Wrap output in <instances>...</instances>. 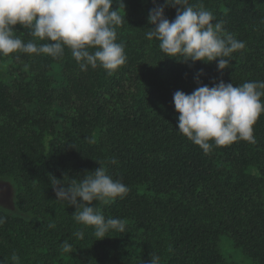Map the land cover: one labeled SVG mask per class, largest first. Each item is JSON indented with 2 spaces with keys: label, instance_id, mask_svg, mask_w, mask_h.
<instances>
[{
  "label": "trees",
  "instance_id": "obj_1",
  "mask_svg": "<svg viewBox=\"0 0 264 264\" xmlns=\"http://www.w3.org/2000/svg\"><path fill=\"white\" fill-rule=\"evenodd\" d=\"M123 3L116 31L127 62L112 75L81 71L67 48L60 59L0 58V183L12 192V210L0 208V262L11 264L15 252L20 264H149L151 254L161 264H264V114L254 144L205 154L178 131L173 102L177 90L264 81V0H189L246 44L222 71L217 62L163 55L146 38L149 12L165 0ZM165 16L174 20L176 7ZM14 27L24 42L33 39ZM100 166L130 191L94 202L106 218L126 221L125 232L95 240L73 219L75 207L56 200L50 176L68 182Z\"/></svg>",
  "mask_w": 264,
  "mask_h": 264
},
{
  "label": "clouds",
  "instance_id": "obj_2",
  "mask_svg": "<svg viewBox=\"0 0 264 264\" xmlns=\"http://www.w3.org/2000/svg\"><path fill=\"white\" fill-rule=\"evenodd\" d=\"M114 3L119 5L117 9H113ZM167 6L176 7L172 21L165 16ZM121 9L125 12L123 0H0V58L21 52L60 59L67 48L81 71L102 68L112 75L127 62L125 44L117 42L116 29L125 19ZM148 22L152 27L147 29L146 38L158 41L163 55L180 62H217L222 71L230 66L233 53L246 47L224 28V21H217L211 11L189 0H165L164 5L150 10ZM17 24L33 39L24 42L15 35ZM262 97L264 81L234 86L221 80L211 87L201 85L190 94L177 90L173 102L179 113L178 131L205 154L240 140L254 144L253 126L264 114ZM50 177L56 200L75 207L73 219L91 228L95 240L109 237L110 232L126 231L125 220L106 218L94 203L107 205L130 191L105 167L68 182ZM3 222L0 220V224ZM73 235L83 239L84 231L77 230ZM61 249L71 253L72 244L64 241ZM10 260L11 264H20L15 252ZM149 264H161V258L151 254Z\"/></svg>",
  "mask_w": 264,
  "mask_h": 264
},
{
  "label": "rangeland",
  "instance_id": "obj_3",
  "mask_svg": "<svg viewBox=\"0 0 264 264\" xmlns=\"http://www.w3.org/2000/svg\"><path fill=\"white\" fill-rule=\"evenodd\" d=\"M12 192L8 184L0 183V208L12 210Z\"/></svg>",
  "mask_w": 264,
  "mask_h": 264
}]
</instances>
